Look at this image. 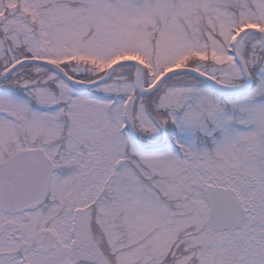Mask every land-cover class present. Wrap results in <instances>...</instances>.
<instances>
[{"label": "snow or ice", "instance_id": "6c2138e0", "mask_svg": "<svg viewBox=\"0 0 264 264\" xmlns=\"http://www.w3.org/2000/svg\"><path fill=\"white\" fill-rule=\"evenodd\" d=\"M0 264H264V0H0Z\"/></svg>", "mask_w": 264, "mask_h": 264}]
</instances>
